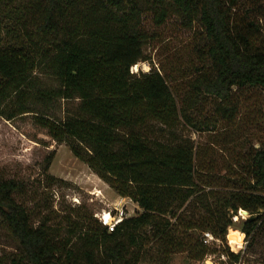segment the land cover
<instances>
[{"label": "trees", "instance_id": "obj_1", "mask_svg": "<svg viewBox=\"0 0 264 264\" xmlns=\"http://www.w3.org/2000/svg\"><path fill=\"white\" fill-rule=\"evenodd\" d=\"M259 1L247 7L245 0H0L1 116H33L142 210L112 231L93 220L62 236L46 218L35 225L18 201L24 182L0 180V225L17 248L0 264H140L152 248L166 260L187 253L204 261L216 253L204 235L227 245L241 210L252 215L241 229L247 238L264 225V148L234 150L233 161L222 164L200 155L180 132L183 125L202 132L221 122L229 131L242 95L264 94ZM146 15L156 26L177 17L195 29L196 73L175 90L156 69L132 71L151 62ZM12 22L14 31L5 27ZM208 101L210 115L199 111ZM232 141L227 134L225 144ZM224 256L240 260L230 250Z\"/></svg>", "mask_w": 264, "mask_h": 264}, {"label": "rangeland", "instance_id": "obj_2", "mask_svg": "<svg viewBox=\"0 0 264 264\" xmlns=\"http://www.w3.org/2000/svg\"><path fill=\"white\" fill-rule=\"evenodd\" d=\"M251 1L245 0L244 4L249 7ZM259 2L264 5V0ZM15 25L12 22L5 27L14 31ZM142 27L151 36L146 45V54L151 62L137 64L132 69L133 73H148L156 69L168 79L173 90L176 83L182 84L194 77L197 62L195 29L183 27L177 17H171L163 26H156L150 15L144 17ZM17 35L19 38L17 32L13 37L17 38ZM172 76L176 81L174 84L171 83ZM41 81L52 84L48 77ZM240 101V114L229 131L227 124L221 122L202 132L183 125L180 132L194 139L200 155L206 153L207 159L218 158L222 164L233 161L234 150L245 153L252 147L264 148L263 92L260 89L247 90ZM201 109L210 115L213 103H205L200 112ZM227 134L234 141L225 144ZM8 179L24 182L26 194L18 197V201L28 207L35 225L46 218L51 225H59L62 236H68L71 229H86L93 220L104 225L102 219L107 213L112 218L121 214L129 218L142 212L130 198L120 197L100 179L67 144L53 140L47 130L34 123L31 115L7 120L0 114V180ZM259 194L264 195V190ZM251 217L250 213L243 215L240 211L233 218L236 224L228 231L227 245L206 233V242L216 253L204 261L191 260L187 253H177L166 260L156 248H152L140 264H234L224 256L226 250L240 253L236 264H264V225L259 226L250 238L241 231L243 223ZM75 225L78 228H74ZM154 243L152 241L151 245ZM16 249V242L0 225V260L8 262Z\"/></svg>", "mask_w": 264, "mask_h": 264}, {"label": "built area", "instance_id": "obj_3", "mask_svg": "<svg viewBox=\"0 0 264 264\" xmlns=\"http://www.w3.org/2000/svg\"><path fill=\"white\" fill-rule=\"evenodd\" d=\"M125 218L121 215H117L114 218L111 217V219L109 220L108 218H106V216L104 215L102 222L105 226H107L109 228L110 231L114 230V228L119 225Z\"/></svg>", "mask_w": 264, "mask_h": 264}, {"label": "water", "instance_id": "obj_4", "mask_svg": "<svg viewBox=\"0 0 264 264\" xmlns=\"http://www.w3.org/2000/svg\"><path fill=\"white\" fill-rule=\"evenodd\" d=\"M241 213H242L243 215H249V212L246 211V210H241Z\"/></svg>", "mask_w": 264, "mask_h": 264}, {"label": "bare ground", "instance_id": "obj_5", "mask_svg": "<svg viewBox=\"0 0 264 264\" xmlns=\"http://www.w3.org/2000/svg\"><path fill=\"white\" fill-rule=\"evenodd\" d=\"M106 218H108L110 220L111 219V216L107 213L106 214Z\"/></svg>", "mask_w": 264, "mask_h": 264}]
</instances>
